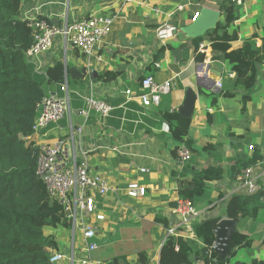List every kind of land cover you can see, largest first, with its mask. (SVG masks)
Returning <instances> with one entry per match:
<instances>
[{
  "label": "crops",
  "instance_id": "1",
  "mask_svg": "<svg viewBox=\"0 0 264 264\" xmlns=\"http://www.w3.org/2000/svg\"><path fill=\"white\" fill-rule=\"evenodd\" d=\"M223 1L30 0L25 5L23 18L40 12L41 16L55 19L57 23L62 15L72 20L91 15H115L112 32L99 49L102 62L94 60L88 65L80 50L65 46L61 39L42 55L45 72L53 61L63 58L68 68L71 109L65 119L52 123L30 138L36 146L51 145L59 139H67L71 124L76 128L83 127L75 144L67 141L62 160L67 162L73 155L86 156L91 171L110 183L109 194L98 197V209L106 216L99 226H106L107 233L105 236L99 233L100 248L94 253L95 258L107 264H139L141 251L147 253L149 264H160L161 247L169 235L168 229L178 220L171 215L170 209L180 197L176 173L184 168L179 166L177 155L172 153L176 144L168 123L161 116L165 109L177 110L192 119L188 138L193 141L194 151L192 163L187 168L189 178L192 169L200 170L208 165L222 166L225 171L222 179L210 182L205 193L194 199L202 212L198 218L200 222L208 223L219 216L227 218L224 209L229 199L234 194L247 193L240 180L246 161H255L250 166L254 167L258 181L264 187V62L258 65L254 86L247 90L235 85L236 73L228 63L213 58L216 54L210 50V41L206 39L202 42L207 49L203 61L206 82L213 78L221 80L223 86L215 90L198 82L202 61L197 60V55L204 52L195 48L194 39L220 22ZM236 7L239 18L230 28L238 34L233 47H242L249 38L257 47L262 46L264 0H245ZM198 11L200 18L193 21V15ZM169 15L177 32L162 42L158 39L157 29ZM161 46L166 47L164 56L155 66H150ZM84 67H87L85 77L72 76L71 70L76 76ZM148 73L159 82L173 78L171 92L162 97L158 106L146 108L137 99L125 103V91H139L142 76ZM226 92L236 94L225 97L222 94ZM245 94L249 95L248 101L241 98ZM88 95L110 103L114 108L112 115L104 120L93 111L87 113L84 98ZM118 110L121 114L116 112ZM249 145L255 148L249 149ZM141 168L150 171L143 173ZM132 180L147 187L144 198L124 197L125 187ZM157 218L167 219L169 227L165 228L156 221ZM122 220L127 225L121 226ZM148 221L154 222L150 240L145 228L137 232L142 243L139 246L131 248V240L128 244L126 238L117 241L119 231L136 233L132 226L141 228ZM237 230L250 235L254 243L250 248H240L227 264L249 263L254 258L264 260V210L256 218L237 222ZM191 233L197 237L193 227ZM59 244L60 252L67 253V246ZM196 261L203 264L202 259ZM60 264L71 263L65 259Z\"/></svg>",
  "mask_w": 264,
  "mask_h": 264
},
{
  "label": "trees",
  "instance_id": "2",
  "mask_svg": "<svg viewBox=\"0 0 264 264\" xmlns=\"http://www.w3.org/2000/svg\"><path fill=\"white\" fill-rule=\"evenodd\" d=\"M29 1L0 0V264H60L52 262L51 257L53 252L61 251L59 239L71 228V221L37 175L39 149L30 138L34 134L39 102L44 96L61 90L67 81V67L60 58L53 61L45 74L35 70L27 55L34 42L33 31L23 18ZM220 8L222 19L194 39L195 48L199 49L203 41L209 40V48L216 54L213 58L228 63L236 73L235 85L248 90L255 84L259 63L264 62V42L257 47L249 38L242 47L234 48L232 43L238 39V34L230 28L239 18L237 7L232 0H225ZM165 51L166 47L161 46L150 66H155ZM205 56L199 53L197 60L203 62ZM241 98L248 101L249 95ZM116 112L121 114L122 111ZM161 116L168 123L176 144L172 153L177 155L184 141L194 151L193 141L188 138L191 117L169 109L163 110ZM191 161L176 175L180 196L194 201L205 193L210 182L222 179L225 171L222 166L208 165L200 170L192 169L189 178L187 168ZM254 162L246 161L245 168ZM261 210H264V187L253 194H234L225 205L224 215L240 222L256 218ZM220 220V216L208 223L197 219L193 223L196 238L169 234L161 247L160 264H197L196 259L202 255L204 247L209 253L202 258L203 264H227L240 248L253 246L250 235L237 231L228 257L221 260L215 251V228ZM156 221L169 227L167 219L157 218ZM138 263H149L145 251L139 253ZM235 264H264V260L254 258L249 263L236 261Z\"/></svg>",
  "mask_w": 264,
  "mask_h": 264
},
{
  "label": "built area",
  "instance_id": "3",
  "mask_svg": "<svg viewBox=\"0 0 264 264\" xmlns=\"http://www.w3.org/2000/svg\"><path fill=\"white\" fill-rule=\"evenodd\" d=\"M131 1V0H128ZM245 0H232L235 5L243 4ZM159 12L158 9H155ZM201 12H195L192 20L200 18ZM33 31L34 42L27 55L35 65L38 73L45 74L41 57L51 50L57 39H61L65 46L70 45L87 58L88 65L94 60L103 61L99 54L105 38L112 32L115 15H91L80 20H72L66 15L60 17V22L41 16L40 12L30 13L25 18ZM55 20V22H54ZM167 21L157 29L158 39L162 42L170 39L177 32V28ZM199 50L206 53V44L201 43ZM158 65V64H157ZM159 66V65H158ZM178 76V74H176ZM173 78L159 82L154 75L148 73L140 83V90L125 91V103L137 99L143 107L158 106L162 97L171 92ZM221 80L216 81V87L222 88ZM62 92H52L44 96L38 104L36 122L33 126L34 134L39 133L52 123H59L71 109V95L67 81L60 87ZM84 109L87 113L94 112L106 120L112 115L113 106L106 100L88 95L84 98ZM67 139L62 138L55 144H39L37 158V175L43 181L51 198L59 203L64 213L71 221L72 242L71 250L67 253L53 252L51 261L60 263L68 260L71 264H107L95 258L94 253L100 248L98 243L99 223L105 221L106 216L98 209V197H105L111 191V186L105 177L93 173L86 156L73 155L67 162H63V155L67 148V141L76 143L83 127L69 126ZM33 134V135H34ZM32 135V136H33ZM254 149V145H249ZM193 158V150L184 141L177 149V160L180 167H184ZM141 172H149L148 168H141ZM240 180L248 193H257L263 186L259 183L253 166L244 169ZM125 193L133 199H141L147 195V187L138 180L130 181L125 187ZM171 215L177 218L176 224L168 229V234L194 238L191 233L193 223L200 217L201 210L196 203L188 198L177 199L170 209ZM81 240L77 242V232ZM149 264V263H148Z\"/></svg>",
  "mask_w": 264,
  "mask_h": 264
},
{
  "label": "water",
  "instance_id": "4",
  "mask_svg": "<svg viewBox=\"0 0 264 264\" xmlns=\"http://www.w3.org/2000/svg\"><path fill=\"white\" fill-rule=\"evenodd\" d=\"M207 14V12H206ZM205 14V15H206ZM205 18V17H204ZM203 18V19H204ZM55 22V20H54ZM204 65L205 63L202 62L200 64L199 70H198V82L201 85H204L210 89L219 90L216 88V80L213 78H210L208 82L207 81V73L204 71ZM73 77H84L87 75V67L83 68L82 73H79L78 75L74 76V72L70 71ZM67 74H68V68H67ZM94 74V72H92ZM237 221L230 219V218H224L221 219L216 228H215V234L217 237L216 243H215V251L218 253L219 258L221 260H225L229 252L231 250L232 243L234 241V234L237 232ZM209 253V249L204 247L203 253L200 257H197L196 260H201L206 254Z\"/></svg>",
  "mask_w": 264,
  "mask_h": 264
},
{
  "label": "rangeland",
  "instance_id": "5",
  "mask_svg": "<svg viewBox=\"0 0 264 264\" xmlns=\"http://www.w3.org/2000/svg\"><path fill=\"white\" fill-rule=\"evenodd\" d=\"M60 92H62V90H60ZM67 116V115H66ZM65 119V118H64ZM67 129V128H66ZM70 131H68V133H69ZM125 196L124 197H128L126 194H124ZM129 198V197H128ZM197 205V204H196ZM102 209H104L103 207H101ZM102 209H100V210H102ZM105 211V210H104ZM105 212H107V211H105ZM126 223V225H127V222H125V221H123L122 220V222H121V226L123 225V224H125ZM146 223V222H145ZM145 223L143 224V227H141V228H136V227H134V226H132V225H130V226H132L134 229H135V231H136V233H132V234H130V233H122L121 231H119V233L117 234V236H116V238H117V241L118 242H120L121 240H123V239H125L126 238V241H127V243L129 244V240H131V242H132V245L131 244H129L130 245V247L132 248V247H136V246H139L140 244H142V243H140V241L141 240H139L138 239V237H139V234L137 233L140 229H147V231H148V233H147V235H145V236H147V238H148V240H150V238H151V236H152V232H153V229H154V222H152V221H148V223L145 225ZM145 225V226H144ZM135 226H137V225H135ZM116 228V227H115ZM105 229H106V226H102V227H100L99 228V233L100 234H102V235H104V234H106L107 233V231H105ZM110 232V231H109ZM63 234H65V235H63L64 237H62V238H60L59 239V242L63 245V246H67V251H70L71 250V242H72V236H73V233H72V229L70 228V229H68L67 231H65ZM151 235V236H150ZM105 236V235H104ZM103 236V237H104ZM154 236V235H153ZM76 240H77V242H79L80 240H81V234H80V232L78 231L77 232V235H76Z\"/></svg>",
  "mask_w": 264,
  "mask_h": 264
}]
</instances>
